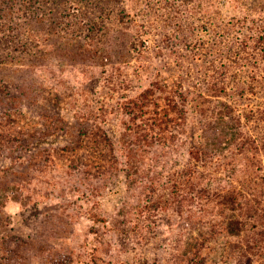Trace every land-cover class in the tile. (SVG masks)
I'll return each mask as SVG.
<instances>
[{"label": "rangeland", "instance_id": "rangeland-1", "mask_svg": "<svg viewBox=\"0 0 264 264\" xmlns=\"http://www.w3.org/2000/svg\"><path fill=\"white\" fill-rule=\"evenodd\" d=\"M58 3L0 0V264H264V0Z\"/></svg>", "mask_w": 264, "mask_h": 264}, {"label": "trees", "instance_id": "trees-1", "mask_svg": "<svg viewBox=\"0 0 264 264\" xmlns=\"http://www.w3.org/2000/svg\"><path fill=\"white\" fill-rule=\"evenodd\" d=\"M44 3H50L51 5H56V4H58L59 6H60V4L58 3L59 2V0L57 1V0H42ZM117 2V1H119V0H106V2L107 3H110V2ZM122 3H124V2H121V5H122ZM115 5H117V4H115ZM127 6V5H126ZM123 6V9L122 10H117L118 12H117V16L118 17H121V16H125L128 12H129V7L127 6ZM56 7H57V5H56ZM58 9V8H57ZM101 10V9H100ZM106 11H107V7H105L101 12H100V14H103V13H106ZM85 15H86V13H84ZM59 15L60 16H62L61 14H60V12H59V10H58V14H57V17H59ZM109 15L111 16V17H115L116 18V16H115V11H114V6H112V8L110 9V11H109ZM70 19H69V26L70 27H73L74 25H75V23L76 22H74V20L71 18V17H69ZM88 18H89V23H87V29H88V32L85 34L88 38H91V41H93V39H94V35H93V33H94V27L96 28L97 27V25H98V23H100L102 20L101 19H99V20H95L94 19V17L93 16H90V15H88ZM256 30H257V33H256V37H258V39L259 40H261L262 41V43H264V25L262 24V26H258V27H256ZM56 31V30H55ZM92 33V34H91ZM95 34V33H94ZM39 43H41V42H39ZM29 40H25V48H29ZM83 48L85 49L86 48V46H83ZM89 53H90V55L92 54V51H90V50H87ZM261 51H263L264 52V47H263V49L261 50ZM97 53V52H96ZM97 56V55H96ZM97 57H99L100 58V56H97ZM101 59V63H102V65H103V63H105L104 62V60H103V58H100ZM8 94H6V96H0L1 98L0 99H7L8 101L10 100V99H14L15 100V98L17 97L15 94H13L12 93V90L10 89V90H8ZM7 93V92H6ZM10 102V101H9ZM1 103H2V101H1ZM0 105H6L5 103H3V104H0ZM7 105H8V103H7ZM223 106H225V107H228V105L227 104H224L223 103ZM38 108H44L45 109V106L44 105H41L40 106V104H38ZM91 111V110H90ZM95 112V111H94ZM93 112V113H94ZM92 113V112H91ZM229 113V112H228ZM216 115H218V117L220 118V119H223L224 120V117L226 116V112H224L221 108H218L217 109V111H216ZM92 117H96V116H90L89 115V118L88 119H92ZM64 119V118H63ZM62 123H65V121L64 120H62L61 121ZM69 124V129H70V126L72 127V128H74V127H77L76 125H77V123H68ZM60 127V126H59ZM69 129H62L61 127L60 128H57V130L58 131H60V133H61V131H65L66 132V134H70V135H72L73 134V132H71V129L69 130ZM100 129H102L100 126H98V125H92V126H89V127H87V126H85L84 128L83 127H77V136H76V140L75 141H77V140H79V141H82L83 142V140L85 141V140H90V141H92L93 142V145H95V147L93 148L94 149V151H91V156H92V154L93 153H95V151H96V148H97V144L99 145V147H103L102 145H101V143L102 142H98V139L99 138H97V136L99 135V133H98V131L97 130H100ZM69 131V132H68ZM104 135H106V134H104ZM73 137H74V135H73ZM7 136H5V135H3V134H1L0 133V143H2L3 141H5V143L7 142V143H9L10 141H8L7 139ZM21 143H22V146H23V143H24V147H18V149H17V151L15 150V151H6V154L8 153V154H11V167H13V168H15V167H18V168H20V167H22V166H26L27 165V161L29 160V153L31 152L32 153V151H33V149H31L35 144H31V142L30 141H27V140H25L24 139V141H21ZM40 143L38 142H36V145H39ZM70 149V147H68V150ZM98 149H100V148H98ZM1 150V149H0ZM19 150V151H18ZM91 150H92V148H91ZM205 150V149H204ZM132 151L133 150H129L128 149V154H127V161H126V165H127V168H128V174H127V179L130 181V182H132V181H134V177L132 176V173L134 172H140L139 171V169H141L140 167H138V160H136V158H134V156L132 155ZM2 152H5L4 150H2V151H0V155H2L1 153ZM71 153H72V157H71V161H72V164L73 163H75L78 159H81L82 160V162H80V163H82V165H85V159L86 158H88V156H89V153L87 152V151H83V149L82 148H80V150H78L77 148L76 149H73V148H71V151H70ZM87 153H88V155H87ZM200 153H204V151H203V149H202V152H200ZM199 154V153H198ZM200 155V154H199ZM197 157H199L198 155H197ZM75 158H77V159H75ZM85 158V159H84ZM23 160H25V161H23ZM26 163V164H25ZM16 184L15 182H13V181H11V183H6L7 185H9V186H11V184ZM2 185V184H1ZM20 185V184H19ZM240 195V193H238V192H236V194H234V193H231V194H229L228 195V197H227V199H226V204H227V211H237V210H239V209H241L242 208V205H241V202H240V198H238V196ZM224 210V209H223ZM225 211V210H224ZM98 216V215H97ZM97 216L96 215H94L93 217H95V219H97L96 221H99V222H104V223H107V220H106V218H101V220L100 219H98L97 218ZM236 215H229V214H227L226 216H225V219H226V223H227V225H226V229H228V233L229 234H232V235H236V234H238V233H240L241 232V228H240V226H239V224H238V220L236 221ZM237 224V228L235 229V226H234V224ZM238 231V232H237Z\"/></svg>", "mask_w": 264, "mask_h": 264}]
</instances>
